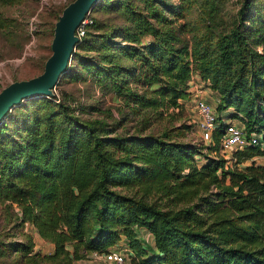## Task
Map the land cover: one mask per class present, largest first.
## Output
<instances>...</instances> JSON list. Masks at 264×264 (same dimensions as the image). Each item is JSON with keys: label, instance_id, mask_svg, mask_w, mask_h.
I'll list each match as a JSON object with an SVG mask.
<instances>
[{"label": "trees", "instance_id": "1", "mask_svg": "<svg viewBox=\"0 0 264 264\" xmlns=\"http://www.w3.org/2000/svg\"><path fill=\"white\" fill-rule=\"evenodd\" d=\"M143 1L142 8L130 9L126 37L132 41L118 43L140 57L148 87L159 84L135 90L141 109L174 117L166 110L182 106L179 99L190 95L197 73L217 94L218 118L231 107L246 135L261 133L264 140V18L246 23L253 0H242L223 29L202 10L208 16L190 26V49L181 36L185 24H174L180 0ZM91 17L76 44L96 23ZM146 33L153 38L142 43ZM117 70L110 68V79L120 91ZM47 97L40 98L49 110L26 119L17 136L5 133L10 110L0 120V203L54 243L48 258L69 264L108 250L124 235L131 264H264V163L239 165L264 154V147L247 144L226 164L225 157L211 154L223 122L207 144L176 139L168 127L111 135L98 130L103 120L79 119L69 105ZM141 121L145 128L149 117L143 113ZM200 155L206 161L198 165ZM140 227L152 233L155 252L142 244Z\"/></svg>", "mask_w": 264, "mask_h": 264}, {"label": "rangeland", "instance_id": "2", "mask_svg": "<svg viewBox=\"0 0 264 264\" xmlns=\"http://www.w3.org/2000/svg\"><path fill=\"white\" fill-rule=\"evenodd\" d=\"M68 1L0 0V17L3 18V24H0V88L11 80L29 77L43 69L44 60L51 52L54 21ZM241 2L242 0H180L181 13L174 14V24H185L181 36L188 40L190 49V26L200 25L204 15L208 16V12L202 10L207 9L213 17L211 20L218 24L219 29H223L233 23ZM143 3V0H97L89 11L96 23L89 28L82 43L75 44L68 66L54 86L55 97H46L69 105V110L77 114L79 119L103 120L98 130L111 135L136 131L158 132L163 127H168L172 137L176 139L203 142L196 126L197 114L191 95L179 99L181 107H169L166 110L168 115L175 111L174 117L147 112L134 100L135 90L141 91L146 87L153 89L159 85L154 83L148 87V83L140 76V57L130 56L118 46V43L132 41L126 37V28L131 21L130 9L142 8ZM263 18L264 0H253L246 23L259 22ZM152 20L162 26L158 20ZM152 38V34L146 33L142 35L141 42L145 43ZM94 62L99 63V66L93 65ZM113 65H117L119 77L122 78L123 87L120 91L113 88V81L110 79V68ZM97 68L103 70L98 73ZM40 97L44 96L23 99L10 109L5 118L8 123L5 133L8 136L23 133V128L27 125L26 119L39 117L49 110L50 103ZM143 113L149 117L145 128H142L141 121ZM218 146L216 152L211 151V154L221 155L226 158V164H232L233 152H221ZM260 146L264 147V144ZM197 158L198 165L206 161L204 155ZM260 159L258 155H254L239 165L244 167L252 161L260 163ZM15 210L19 211L18 208ZM137 231L145 248L149 252H155L152 233L145 227H140ZM123 238L124 235L115 244L126 248ZM66 246L72 250V245ZM54 247V243L43 238L33 224L21 221L19 214L16 217L14 211L6 209L0 203V264H56L47 257L54 251ZM128 251L132 250L129 248ZM133 258L134 256L132 261ZM69 264H103V260L101 255L90 252L86 257L72 259Z\"/></svg>", "mask_w": 264, "mask_h": 264}, {"label": "water", "instance_id": "3", "mask_svg": "<svg viewBox=\"0 0 264 264\" xmlns=\"http://www.w3.org/2000/svg\"><path fill=\"white\" fill-rule=\"evenodd\" d=\"M97 0H69L54 21L50 41L51 52L44 60L43 69L29 77L11 80L0 88V120L23 99L48 96L66 70L79 37L75 29Z\"/></svg>", "mask_w": 264, "mask_h": 264}, {"label": "built area", "instance_id": "4", "mask_svg": "<svg viewBox=\"0 0 264 264\" xmlns=\"http://www.w3.org/2000/svg\"><path fill=\"white\" fill-rule=\"evenodd\" d=\"M92 21L87 12L77 25L75 32L79 38L84 35L86 26ZM190 90V88H189ZM197 117L196 126L203 143H209L214 129L223 122L222 132L219 136V149L221 152L234 151L247 144H264L261 133L251 132L249 136L244 131L243 122L219 119L211 104L197 90L190 92ZM102 256L103 264H131L128 247L113 246L104 252L93 251Z\"/></svg>", "mask_w": 264, "mask_h": 264}, {"label": "crops", "instance_id": "5", "mask_svg": "<svg viewBox=\"0 0 264 264\" xmlns=\"http://www.w3.org/2000/svg\"><path fill=\"white\" fill-rule=\"evenodd\" d=\"M189 84H190L189 88L191 92L197 90V92H199L215 109L218 101L217 94L213 89L207 86V83L204 80H202L197 73L192 74ZM232 111L233 108L228 107L218 112V114H220L221 118L224 120L230 119L234 121H239L237 117L231 116L230 113ZM258 156L261 158L260 163H264V154H259Z\"/></svg>", "mask_w": 264, "mask_h": 264}]
</instances>
